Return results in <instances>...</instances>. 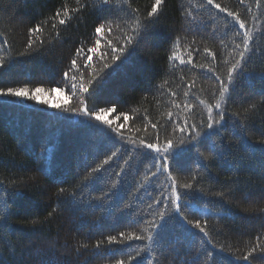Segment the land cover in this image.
Instances as JSON below:
<instances>
[{
  "label": "trees",
  "instance_id": "trees-1",
  "mask_svg": "<svg viewBox=\"0 0 264 264\" xmlns=\"http://www.w3.org/2000/svg\"><path fill=\"white\" fill-rule=\"evenodd\" d=\"M130 2L145 25L139 41L83 94L90 110L115 106V112L105 113V119L113 121L110 128L73 110L80 107L81 94L71 95L64 73L73 75V59L85 78L93 66L99 71V55L87 52L99 38L95 27L107 17L126 28L131 9L114 0L101 10L98 0H81L84 7L71 13L78 7L76 0H0V89L46 90L41 101L0 96V215L6 217L0 220V264H116L138 251L132 264H205L208 251L215 264H248L236 257L257 243L264 245V0L259 7L256 0H215L239 13L252 30L253 52L230 86L224 120L213 129L201 127L208 115L199 99L215 102L220 83L215 76L226 75L228 65L222 60H232L228 54L233 40L239 43L236 32L243 30L202 0H165L152 20L144 17L154 0ZM65 4L73 18L62 26L55 14ZM36 26H42L43 33L31 37L29 48V29ZM117 37L122 33L115 26L111 36L105 32L100 51L108 50V39L117 43ZM177 39L180 54L185 59L191 54L197 67L169 60ZM78 48L84 49L80 56ZM87 55L92 62L84 69ZM202 64L215 74L199 67ZM52 88L60 91H47ZM186 90L188 97L183 96ZM170 91L177 96L171 97ZM173 99L181 106L191 102L192 111L173 107ZM251 105L255 108L246 112ZM169 111L174 113L171 119ZM185 119L200 128L199 142L179 145L168 157V168L178 185L193 183L190 190L177 187L181 209L189 220L208 221V237L176 216L167 172L161 170L144 182L163 157L127 142L128 136L152 142L157 134L160 144L166 138L187 139L188 132L174 131ZM151 123H157V129ZM181 148L189 150L177 157ZM117 149L109 165L85 179ZM160 211L166 212L162 221ZM153 219L161 227L151 246L126 239L132 233L144 235L142 229ZM109 237L122 242L109 244ZM250 260L264 264V254L254 253Z\"/></svg>",
  "mask_w": 264,
  "mask_h": 264
},
{
  "label": "snow or ice",
  "instance_id": "snow-or-ice-1",
  "mask_svg": "<svg viewBox=\"0 0 264 264\" xmlns=\"http://www.w3.org/2000/svg\"><path fill=\"white\" fill-rule=\"evenodd\" d=\"M114 0H98V4L100 5L101 10H104L105 6H108L109 8L113 4ZM165 2V0H154V3L151 5V10L147 12L146 16L144 17L145 20H152L153 17H156L158 14V10L160 9V6ZM115 3L119 7H127L128 9H131V13L129 15V20L124 21V23L127 25L126 28H121L120 23H117L116 20H111L107 17L103 18V22H101L98 26L95 27V34L98 39L95 41V47H90L87 49L88 53L98 54L101 61H102V67L99 71L95 69L93 66L91 68V71L89 72L88 78H85L84 72L81 70V67L77 64V60L73 59L71 61V68L69 71L73 72V75L69 76V72L64 73L65 80L69 82V87L71 90L72 96H77V93L79 92L81 94L79 98V104L80 107L73 109L77 112V114H81L84 116L89 117L90 119H94L100 123L106 124L108 127L111 128V125L113 121L106 120L105 119V113H111L115 112L116 108L115 106L109 107V108H100L99 110H90L87 108L85 104V100L83 98V94L89 93V90L92 88L94 83L100 78L101 74L104 72V70L112 68L114 64H116L117 61L121 60V57L125 55V53L129 52V49L132 48L134 44H136L140 37L141 33L143 31V28L145 25L141 22V17L138 14V10L135 8H132L130 0H115ZM240 4H244L245 0H239ZM76 4L78 5L77 8L71 9V13H76L80 11L81 8L84 7V5L81 3V0H76ZM209 5L212 8H215L219 13L226 14L227 17L232 18L233 21H235L236 24L239 25V29L243 30L242 32H236V35L240 37V42L236 43L235 40H233L234 48L232 52H230L228 55L232 57V60L229 61L228 59L222 60V63L227 64V70L226 75L224 77H221L219 75L215 76V79L220 81L218 86V97L215 98L214 103H208L204 99H199V103L201 105H204L205 110L207 111L208 115V122L206 125L202 124L201 127H206L207 129H213L214 127L220 125V123L224 120V113H223V106L226 102V96L230 91V86L234 83L236 75L239 73V70L244 66L246 59L250 58V54L253 52L252 42H253V33L252 30L248 29L246 27V22L241 19L240 14L234 11L229 10L226 7H222L220 3H216L215 0H202V5ZM201 5V6H202ZM260 0H256V6L259 7ZM250 11V9H249ZM189 16L192 15L191 12L188 13ZM55 18H59L58 23L59 25H66L68 21H70L73 18V15L70 14V11L68 9L67 4H65L62 11H57L55 14ZM54 18V19H55ZM130 21V22H129ZM46 23V22H45ZM119 29L122 33V37H117V43H113L112 39L107 40V49L103 52L100 51L101 48V40L103 39L105 32L109 36L113 34V27ZM57 25L54 22L52 24V28L56 29ZM36 33H43V27L42 26H36L35 28L29 29V40L27 42V45L29 48L33 46V39L31 38ZM57 36H59V30H57ZM36 39L39 40L40 37L36 36ZM4 43H7V40H4ZM204 52L212 57L213 60L216 59L215 54L209 50L208 48L204 49ZM82 53H84L83 48H78L76 55L80 56ZM169 60L176 62L178 61L180 65H191L193 68L197 67L196 64L193 63V58L191 54H188L187 59L183 57V55L180 54V40L177 39L174 42L173 46V52L169 56ZM92 62V55H87L86 61L83 65L84 69H88L90 64ZM0 66H3V60L0 59ZM201 68H206L207 71L213 72L214 69L212 67H207L206 65H199ZM79 73V76L76 74ZM181 79H183V76H181ZM77 81H79L77 83ZM194 86V83L188 84L187 88L190 90ZM48 92H57L60 91L59 88H52L47 90ZM46 90L42 87H37L35 89L29 90L28 87H18V88H8L6 90L0 89V96L5 95H11V96H17V97H24L30 100H36L41 101V98L45 95ZM190 94V91H184L183 96L188 97ZM171 97H176L177 93L175 91H170ZM215 96L216 94L213 93ZM44 103H49L48 100H44ZM173 107L180 109L181 111H187L191 112L193 109V105L191 102L185 100L183 102V106H181L180 103H177L175 99L171 101ZM55 107H59V104L54 105ZM255 108V105H251L249 109H246V112L251 111ZM213 109L216 110V116H213ZM69 110V109H64ZM124 116V120L127 121L129 119L128 114L124 113L122 114ZM174 113L172 111H169L167 113V116L169 119L172 118ZM119 119V117H117ZM147 119V118H146ZM122 126V125H121ZM147 127V125H146ZM152 129H157V123H151ZM180 131L181 133L188 132L189 138L181 137L179 141H175L173 139L166 138L165 142L163 144L159 143V136L157 134L156 139L152 142L146 141L144 138H134L133 136L127 137V142L132 144L135 148H142V149H148L158 154L159 157H163V161L161 163H157L154 165L155 171H152L150 176L146 175L144 177V182L147 183L148 180L151 179V177L156 176L158 172L163 170L164 172L168 173V179L171 181V205L176 213V216L186 225H189L190 227L196 229L198 233H202L204 237L209 236V224L208 221L205 219L203 222L201 220H189L182 212L181 204H180V194L177 192V187H181L186 190H190L193 188V183L191 182H185L183 184L178 185L177 178L171 174L168 168V157L176 151V148L179 145L184 144H192L196 145L199 142L201 131L200 128H198L195 124L189 126L187 125V119H185L183 125H178L176 128H174V131ZM113 132H116L118 136H121V133L117 131L116 128H112ZM215 133H209V136L213 135ZM123 139V136H121ZM207 138V137H206ZM261 143H264V140L260 141ZM187 148H181L180 152H177V157L183 155L184 152L188 151ZM119 150L111 152L110 155L107 156L100 164H98L96 167L92 168L91 172L88 174V176L85 177V179L90 178L93 174L101 172L102 169H104L105 165H109L110 162L118 156ZM201 155H203L201 153ZM125 164L128 163L127 160L124 161ZM123 171V169H121ZM193 181H195L196 177L195 175L191 178ZM143 186V185H141ZM65 189L61 188L60 192L63 193ZM222 195V194H218ZM159 202V201H157ZM264 211V210H262ZM166 215V212L160 211L157 213V216L159 220H164ZM6 217L3 215H0V220H5ZM161 224L157 222L156 219H153L148 222V225L142 229L144 235H137L135 233L129 234L126 239L128 241L132 240H143L148 242V246H151V244L154 242V236L156 234V229L160 228ZM123 237V234H121ZM257 240H260V237H257ZM122 241H117L116 237H109L108 243H118ZM211 244V241H209ZM86 247V245H85ZM97 248L100 247V244L96 245ZM212 248H216L215 244H212ZM220 251H224L225 249L221 247L219 249ZM143 251V249H141ZM260 252L261 254H264V245L261 243H257L254 246L250 247L246 254L242 256H237L236 259L243 260L248 262V264H251L250 257H253L254 253ZM140 256V251L137 252L136 256H131L127 261L125 260H118L116 264H132V261L137 259V257ZM205 264H215V261L213 260V253L211 251L207 252Z\"/></svg>",
  "mask_w": 264,
  "mask_h": 264
}]
</instances>
